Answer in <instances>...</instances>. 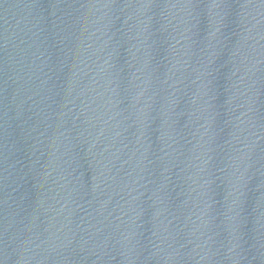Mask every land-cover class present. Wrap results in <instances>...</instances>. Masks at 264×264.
<instances>
[{"label": "water", "instance_id": "obj_1", "mask_svg": "<svg viewBox=\"0 0 264 264\" xmlns=\"http://www.w3.org/2000/svg\"><path fill=\"white\" fill-rule=\"evenodd\" d=\"M0 264H258L226 0H0Z\"/></svg>", "mask_w": 264, "mask_h": 264}]
</instances>
